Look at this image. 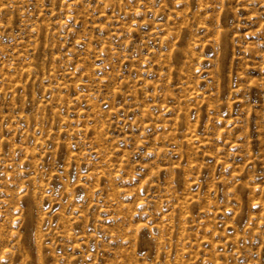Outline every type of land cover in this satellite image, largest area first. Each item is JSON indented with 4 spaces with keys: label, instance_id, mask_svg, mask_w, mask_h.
Wrapping results in <instances>:
<instances>
[{
    "label": "rangeland",
    "instance_id": "obj_1",
    "mask_svg": "<svg viewBox=\"0 0 264 264\" xmlns=\"http://www.w3.org/2000/svg\"><path fill=\"white\" fill-rule=\"evenodd\" d=\"M0 264H264V0H0Z\"/></svg>",
    "mask_w": 264,
    "mask_h": 264
}]
</instances>
